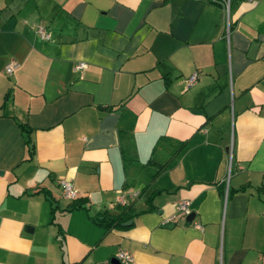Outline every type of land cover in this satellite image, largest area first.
Instances as JSON below:
<instances>
[{"label":"crops","instance_id":"0c3cea01","mask_svg":"<svg viewBox=\"0 0 264 264\" xmlns=\"http://www.w3.org/2000/svg\"><path fill=\"white\" fill-rule=\"evenodd\" d=\"M148 158L166 162L152 178ZM121 196L132 216L99 224ZM118 248L264 264V0L227 18L213 0H0V264H120Z\"/></svg>","mask_w":264,"mask_h":264},{"label":"built area","instance_id":"2783aa9c","mask_svg":"<svg viewBox=\"0 0 264 264\" xmlns=\"http://www.w3.org/2000/svg\"><path fill=\"white\" fill-rule=\"evenodd\" d=\"M213 1H218L221 3L222 8L225 12L226 18L228 15V9H229V4L230 0H213ZM35 32L38 35V37L42 39H48L49 38V33L45 29L43 25H37L35 28ZM15 63L14 62H9L5 65V71L10 72L11 69L14 67ZM85 65L83 61H77L74 63L73 67L78 69L81 68ZM195 72H192L187 78H186V85H189L192 83L195 79ZM229 153H230V146H229ZM228 168H229V163H228ZM58 184L61 190V193L63 196L66 198H74L76 196V190L72 186V183L70 182L69 179L66 178H59L58 179ZM119 203L124 204V199L123 197L118 198ZM175 210L180 213V214H185L189 211L188 206H187V201L185 199H179L175 203ZM198 227H201L199 223L195 224ZM114 258L120 263V264H132L133 263V255L130 251L124 248H118L114 254Z\"/></svg>","mask_w":264,"mask_h":264},{"label":"trees","instance_id":"16d2710c","mask_svg":"<svg viewBox=\"0 0 264 264\" xmlns=\"http://www.w3.org/2000/svg\"><path fill=\"white\" fill-rule=\"evenodd\" d=\"M110 109L114 108V106H108ZM22 125V124H20ZM27 142H29V140H26ZM181 144H179L176 148L175 151L178 150L180 148ZM32 148V146H31ZM174 151V152H175ZM32 149L29 150V154H31ZM147 161H151L154 164V170L151 173V178L158 173L166 164V162H157L154 160H151V158H148ZM146 161V163H147ZM145 186H147V184L143 185L140 189H143ZM82 204L77 201V202H73L71 203V206H81ZM116 208H118L117 211L115 212H111L108 208H104L102 210V212L100 213V215L98 216V219L96 220L99 224H102L105 227H109L112 225L115 226H120L122 221H125L126 219H128L130 216H132V211H130V206L128 204H118L115 203ZM85 207V206H84Z\"/></svg>","mask_w":264,"mask_h":264},{"label":"rangeland","instance_id":"374dc122","mask_svg":"<svg viewBox=\"0 0 264 264\" xmlns=\"http://www.w3.org/2000/svg\"><path fill=\"white\" fill-rule=\"evenodd\" d=\"M141 172H142V174H146V172L147 173H149V171L148 170H146V169H142V171H137V174H135V176H136V178L135 177H131L130 179H131V185L134 187V185L136 186V185H138L139 183H140V180H141V178H139V176H141L142 174H141ZM140 174V175H139Z\"/></svg>","mask_w":264,"mask_h":264},{"label":"water","instance_id":"95a60500","mask_svg":"<svg viewBox=\"0 0 264 264\" xmlns=\"http://www.w3.org/2000/svg\"><path fill=\"white\" fill-rule=\"evenodd\" d=\"M190 215H191V213H189L187 216H186V218H189L190 217ZM128 222V221H127Z\"/></svg>","mask_w":264,"mask_h":264}]
</instances>
